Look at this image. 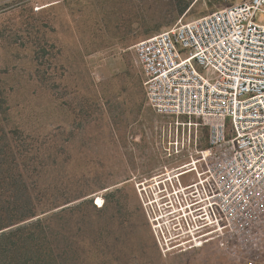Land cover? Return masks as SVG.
Wrapping results in <instances>:
<instances>
[{
	"label": "rangeland",
	"instance_id": "1",
	"mask_svg": "<svg viewBox=\"0 0 264 264\" xmlns=\"http://www.w3.org/2000/svg\"><path fill=\"white\" fill-rule=\"evenodd\" d=\"M224 4L0 0V233L35 230L47 264H233L179 246L160 178L145 182L174 163L132 49Z\"/></svg>",
	"mask_w": 264,
	"mask_h": 264
},
{
	"label": "built area",
	"instance_id": "2",
	"mask_svg": "<svg viewBox=\"0 0 264 264\" xmlns=\"http://www.w3.org/2000/svg\"><path fill=\"white\" fill-rule=\"evenodd\" d=\"M223 1L132 49L147 105L166 119L162 151L185 172L163 190L178 245L264 264V0Z\"/></svg>",
	"mask_w": 264,
	"mask_h": 264
},
{
	"label": "trees",
	"instance_id": "3",
	"mask_svg": "<svg viewBox=\"0 0 264 264\" xmlns=\"http://www.w3.org/2000/svg\"><path fill=\"white\" fill-rule=\"evenodd\" d=\"M27 227L0 233V264H47L50 253L43 250V237Z\"/></svg>",
	"mask_w": 264,
	"mask_h": 264
},
{
	"label": "flooded vegetation",
	"instance_id": "4",
	"mask_svg": "<svg viewBox=\"0 0 264 264\" xmlns=\"http://www.w3.org/2000/svg\"><path fill=\"white\" fill-rule=\"evenodd\" d=\"M169 166H170V164H169ZM169 166L168 165H161V164L160 165H152L150 167V171H151V173L155 174V177L151 176L150 179L146 178L145 182L152 181V180H155V182H158V180H156V179L160 178L159 179L160 182L158 183V188L161 189V186L159 184H163L162 186H164L167 184L166 180H168L169 178H172L173 176L176 177V174H174L173 176L170 175V172H174L175 170H171V169L169 170ZM177 180L178 179H176L175 181H177ZM179 180H180V178H179Z\"/></svg>",
	"mask_w": 264,
	"mask_h": 264
}]
</instances>
